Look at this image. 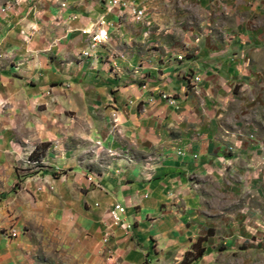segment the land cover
<instances>
[{"label": "rangeland", "instance_id": "1", "mask_svg": "<svg viewBox=\"0 0 264 264\" xmlns=\"http://www.w3.org/2000/svg\"><path fill=\"white\" fill-rule=\"evenodd\" d=\"M114 1L0 0L9 193L44 204L45 174L53 184L70 176L71 190L51 231L38 209L1 235L26 232L40 264H118L92 230H78L90 217L81 197L90 178L110 172L122 187L162 184L147 220L174 221L157 240L178 248L180 264H264V0ZM30 65L28 84L48 82L25 108L22 91L5 98L4 79L13 87L24 79L14 69ZM36 113L52 135L22 145L24 131H10Z\"/></svg>", "mask_w": 264, "mask_h": 264}, {"label": "crops", "instance_id": "2", "mask_svg": "<svg viewBox=\"0 0 264 264\" xmlns=\"http://www.w3.org/2000/svg\"><path fill=\"white\" fill-rule=\"evenodd\" d=\"M21 36L20 38L22 39ZM17 70H19L24 79L20 81V83H14L13 87V83L4 79L6 81L4 84L5 98L10 99L15 89H18L25 94L24 102L26 104L23 105H25L26 108L27 97L30 103L32 100L34 101L37 99L38 95H40L39 91L47 88L48 81L41 79L43 83L37 82L35 83L36 85L31 83L28 84L32 78L37 77V71H35V67L32 65L29 67L30 71H28L25 66L14 69V71ZM34 111H37L36 106ZM38 114L36 113L29 117L30 119L23 120L20 125L14 127L12 132L10 129L7 130H9L10 133L24 131L21 137L22 145H24V143L30 144L33 140L38 139L43 141L44 136L45 140H47L48 136L52 135V132L45 129L42 130V127L39 126L40 124L37 121L38 117L40 118L42 115ZM6 128L9 127L7 126ZM13 151L14 149L11 148L7 142L3 143L0 149V192H2L0 194V231L10 227L18 231L20 227L26 224V220H32V211L38 209L44 216L41 217L42 220H46V229L51 231L54 224L55 207L62 208L69 203L71 190L68 180L70 181V176L60 179L53 184L52 176L48 177L45 174L44 180L51 185L52 189L47 191L48 193L46 192V201L44 204L34 201L33 198L28 195L27 191L11 194L9 191L13 187L16 179L13 169V160L15 158ZM71 178H73V176ZM74 178L76 177L74 176ZM90 180L92 190L85 195H81V197L84 198L83 204L90 210V217L87 218L86 226H78L80 235L82 234L81 232L86 233V229L88 231L92 230L90 234H93L94 238L97 239L96 242L102 247H107L112 256L116 258L118 264H146L145 261L148 260L151 261V264H162L160 259L165 256L167 252L172 254L174 259H172V262H174V264H180L183 257L181 259L177 258L178 260L174 258V253L178 252V248L172 247L171 244L168 245L167 241L157 240V238H168V236H171L169 233H172L174 221H169V219L167 220L165 216L161 215L162 218L159 220L157 219L156 225L152 226L147 220V215L154 214L155 209L158 207L157 200L155 199L166 197L165 188L161 186L162 184L156 183L150 187H144V185L122 187L120 186V179L115 178V175L110 172L103 177H91ZM165 180H167V178L163 177L161 183ZM169 182L170 181L167 182V185ZM145 189L148 191L150 189V199L148 201H144L140 197ZM77 199L78 197L75 201H77ZM114 203H120L126 208L125 221L132 225L128 233L110 224L108 211ZM158 213L161 214L160 212ZM34 220L35 222L37 221L36 216L33 221ZM166 223H168V225H166ZM189 230H193V226L190 227ZM106 231H109L111 235L108 242H104L103 244L101 240ZM9 237L12 236L9 235ZM174 239L176 240L177 237ZM171 240L172 239H170V241ZM35 246L36 245L32 241L27 240L26 232L24 234L22 231L20 236L18 235L13 239L5 235L2 236L0 233V264H40L35 255ZM180 246L182 248L181 250H183L181 252L184 253V250H186L185 243H181ZM170 262L171 259L166 260L165 264H169Z\"/></svg>", "mask_w": 264, "mask_h": 264}, {"label": "built area", "instance_id": "3", "mask_svg": "<svg viewBox=\"0 0 264 264\" xmlns=\"http://www.w3.org/2000/svg\"><path fill=\"white\" fill-rule=\"evenodd\" d=\"M115 3H118V0L114 1ZM125 215H126V208L122 206L120 203H114L109 211H108V218L110 221L111 226H115L123 230L124 232L128 233L132 225L129 223H126L125 221ZM8 235H16L15 232H10ZM111 233L109 231H106V233L103 235L102 243L108 242L109 237Z\"/></svg>", "mask_w": 264, "mask_h": 264}, {"label": "bare ground", "instance_id": "4", "mask_svg": "<svg viewBox=\"0 0 264 264\" xmlns=\"http://www.w3.org/2000/svg\"><path fill=\"white\" fill-rule=\"evenodd\" d=\"M12 237H14V235H11Z\"/></svg>", "mask_w": 264, "mask_h": 264}]
</instances>
